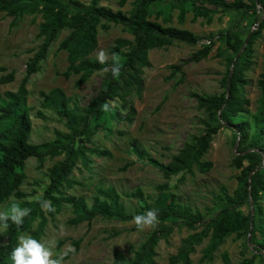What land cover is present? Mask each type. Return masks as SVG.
Listing matches in <instances>:
<instances>
[{
	"label": "trees",
	"instance_id": "trees-1",
	"mask_svg": "<svg viewBox=\"0 0 264 264\" xmlns=\"http://www.w3.org/2000/svg\"><path fill=\"white\" fill-rule=\"evenodd\" d=\"M103 1L110 0H0V14L12 17L13 27L26 17L34 20L41 18L36 35L39 46L27 63L25 76L16 91L0 96V206L18 202L21 208L31 209L21 228L10 224L0 234V264H11L10 254L17 246L19 235L32 231L31 236L42 241L50 221L56 219L64 206L71 208L74 217L68 222L74 226L90 225L99 216L131 222L136 215L150 209L158 210L156 226L135 251L133 258L116 252L112 264H157L156 248L160 241L169 239L176 225H182L192 233L182 239L176 254L170 256L169 264H193L192 255L205 241L207 244L199 262L212 263L216 253L232 236L242 240L254 252L241 264H255L256 259L264 255V55L258 80L261 95L254 113L250 110L251 103L244 89L249 84L246 73L255 64V44L264 32V0H167L172 9L178 10L181 24L188 12L193 14L194 21L204 19L208 23L219 13L241 12L254 16L255 29L248 33L246 39L235 27L218 35V39L225 42L227 50L235 56L227 59V72L220 83L221 93L193 95L199 108L206 113L201 134L191 136L168 164L152 158L136 140L131 145L139 159L161 171L165 179H170L179 174L193 173L195 168L201 173L209 172L213 164L204 161V156L214 137L224 127L234 131L240 153L236 159L241 170L237 177L238 188L232 195L226 192L219 195L221 207L212 218L181 203L168 184L158 187L160 192L156 198L146 196L141 188L126 194L129 199L137 201L138 206L133 211L127 208L122 195L113 186L98 188L91 204L84 197L65 191L80 185L72 179V175L79 165L90 168L91 156L112 157L107 149L88 146L98 132L114 134L115 125L135 122L137 111L131 95L142 94L145 69L151 67L150 51L167 48L174 42L196 45L202 40L191 31L166 27L151 20L154 15L152 5L163 0H133L129 13L100 5ZM129 1L120 0L119 6L124 8ZM162 14L160 10L156 17ZM103 21L122 25L133 37L118 39L110 49V54H118L120 60L118 78L111 75L112 59L101 65L93 57L99 48V29L107 28ZM63 32L67 35L60 41L58 50L67 54L68 66L61 73L65 79L77 77L75 85L81 87L95 72H102L105 67L109 71L101 91L86 106L74 102L61 88L41 91L40 109L36 116L46 120L43 110L50 111L67 131H54V140L33 144L31 112L34 109L28 104V83L33 75L41 71L49 49ZM211 50L212 46L206 45L188 61L200 62L209 57ZM171 69L179 72L181 67L173 65ZM14 80L15 73L12 72L2 77L0 84ZM106 102L108 108L104 110L102 106ZM113 102L117 105H112ZM60 156L64 159L57 161L46 172L42 194L36 199H29L22 189L27 179L26 162L35 158L38 168L43 169L48 159ZM10 197L15 200L10 201ZM44 200L50 201L55 211L43 210L40 202ZM133 229L138 230L135 226ZM74 245L75 251H69L65 261L78 252L80 243L75 242ZM246 252L243 251V256ZM222 259L224 264H232L228 253H224Z\"/></svg>",
	"mask_w": 264,
	"mask_h": 264
},
{
	"label": "rangeland",
	"instance_id": "rangeland-1",
	"mask_svg": "<svg viewBox=\"0 0 264 264\" xmlns=\"http://www.w3.org/2000/svg\"><path fill=\"white\" fill-rule=\"evenodd\" d=\"M119 1H103L100 5L129 13L133 0L124 8L119 6ZM152 9L154 11L152 21L166 27L191 31L202 40L196 45L174 42L167 48L150 51L151 67L145 69L142 94L131 95V101L137 111L135 122L115 125L114 134L98 132L88 146L107 149L112 153V157L91 156L90 168L79 165L72 175V179L80 185L65 191L74 196L84 197L91 204L98 188L113 186L122 195L127 208L133 211L138 206L137 201L129 199L126 194L141 188L146 196L156 198L160 192L158 187L168 184L170 191L177 195L181 203L190 205L208 218H212L221 207L219 195L224 192L232 195L238 188L237 177L241 170L237 167L236 159L240 153L237 151L238 140L234 131L224 127L214 137L208 153L204 156V161L213 164L209 172L201 173L195 168L193 173L179 174L170 179H165L161 171L139 159L131 145L136 140L152 158L168 164L191 136L201 134L202 121L206 119V113L199 108L198 101L193 95L221 93L223 89L220 83L227 72V59L235 56L227 50L225 42L218 39V35L235 27L246 39L248 33L255 28L254 16L243 15L241 12L219 13L214 16L211 23H208L204 19L194 21L193 14L188 12L185 22L181 24L178 21V10L172 9L167 0L153 4ZM160 10L163 14L157 18L156 13ZM12 22V17L5 13L0 14V79L12 72L15 73V80L12 83L0 84V96L18 89L25 76L27 63L39 46L36 35L39 31L40 17L36 20L26 17L16 27L12 26ZM103 24L107 28L99 29V48L93 57L96 59L98 52L103 50L108 54L110 61L112 59L110 49L115 42L120 38L133 37L122 25L106 21H103ZM66 35L67 32H63L52 44L47 59L42 63L41 71L33 75L28 83L30 92L28 104L34 109L31 112L33 144L54 140V131H67L50 111L43 110L46 120L36 116L40 109L41 91L48 92L58 87L74 102L86 106L101 91L102 82L106 77L104 72H95L84 86L76 87L77 77L65 79L61 75L67 69L68 62L67 54L59 51L58 45ZM208 41L211 43L207 44ZM206 45L212 46L208 58L200 62L188 61ZM263 55L264 32L262 38L255 44V64L246 73L249 84L245 86L244 94L250 100V110L253 113L261 95L258 80L263 69ZM173 65L180 66L181 70L173 71L171 69ZM112 105L117 103L113 102ZM62 159L64 156L48 159L43 169L38 168L35 158H30L26 162L27 179L22 189L29 195V199H36L42 194L41 187L47 180V170ZM6 206L8 204L1 205L0 209ZM73 217L71 208L64 206L56 219L50 221L46 236L42 240L53 241L54 251L57 253L75 250L74 243H80L78 252L66 260L65 264H112L116 252L131 259L153 231V228L135 231L131 222L109 220L101 216L95 218L90 225L83 223L74 226L68 222ZM3 232L4 229H0V234ZM25 233L31 235L32 231ZM191 233L184 226L176 225L169 239L159 242L156 248V263L169 264L170 256L176 254L182 239ZM206 244L207 241L192 255L193 264H202L199 260ZM244 250H247L245 256ZM224 253L229 254L232 264H241L254 254L242 240L232 236L216 253L215 260L205 264H224L222 259ZM255 264H264V255L258 257Z\"/></svg>",
	"mask_w": 264,
	"mask_h": 264
},
{
	"label": "clouds",
	"instance_id": "clouds-1",
	"mask_svg": "<svg viewBox=\"0 0 264 264\" xmlns=\"http://www.w3.org/2000/svg\"><path fill=\"white\" fill-rule=\"evenodd\" d=\"M97 62L104 65L108 61V54L103 50H100L97 54ZM111 75L113 78H118L121 72V64L118 54H112ZM104 73L109 71V68L105 67L101 70ZM104 110H107L108 103L103 106ZM10 201L14 200V197L9 198ZM41 207L46 212L55 211L51 207V202L44 200L41 201ZM31 209L21 208L18 202H10L8 206L0 209V229H7L9 225H14L18 229L23 226L24 218L30 215ZM158 220V210L150 209L141 215H136L132 218L131 223L139 230L144 231L146 229L154 228ZM55 243L51 240L41 241L33 238L30 234L24 233L18 236L17 246L12 250L10 254L11 264H65L67 253L60 251L59 253L54 251ZM75 251L74 249L72 250Z\"/></svg>",
	"mask_w": 264,
	"mask_h": 264
},
{
	"label": "built area",
	"instance_id": "built-area-1",
	"mask_svg": "<svg viewBox=\"0 0 264 264\" xmlns=\"http://www.w3.org/2000/svg\"><path fill=\"white\" fill-rule=\"evenodd\" d=\"M254 29H255V28H254ZM210 43H211L210 41L207 42V44H210Z\"/></svg>",
	"mask_w": 264,
	"mask_h": 264
}]
</instances>
